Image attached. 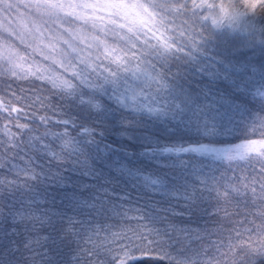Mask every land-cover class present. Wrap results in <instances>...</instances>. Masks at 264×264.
<instances>
[{
  "label": "snow or ice",
  "instance_id": "obj_1",
  "mask_svg": "<svg viewBox=\"0 0 264 264\" xmlns=\"http://www.w3.org/2000/svg\"><path fill=\"white\" fill-rule=\"evenodd\" d=\"M142 260L264 264V0H0V264Z\"/></svg>",
  "mask_w": 264,
  "mask_h": 264
},
{
  "label": "trees",
  "instance_id": "obj_2",
  "mask_svg": "<svg viewBox=\"0 0 264 264\" xmlns=\"http://www.w3.org/2000/svg\"><path fill=\"white\" fill-rule=\"evenodd\" d=\"M66 108L68 109L69 115L73 117V119H77L83 115V118H87V114H80L75 109L72 108L71 105H66ZM95 120V117H93ZM119 117L118 114L109 115L108 120L105 121L104 127H105V136L109 143L115 144V145H123L125 147H128L132 149L133 151L137 150L140 146L139 141H131L128 139H122L123 133L119 126ZM142 127L149 128L152 132L158 133L161 136H166L168 133H166L162 128L152 125H144ZM134 135H138L139 133H133ZM191 134V133H190ZM113 156H118L121 160L125 159V157L121 153H113ZM111 158V157H110ZM137 165L142 168L151 169L152 163L145 159H140L136 161ZM107 174V171H106ZM73 183L69 186V189L67 191H56L52 190L51 195L52 197H56L54 203L57 207V209H63L68 212L69 215H71L70 206L62 201H64L65 196L71 195V191L73 188H91L93 186L92 181L88 176L81 175L79 173H73L71 177ZM222 207L227 209L228 211L235 212L237 210V207L240 209V211H248L249 209H246L244 207L243 203L236 204L234 201L231 203H224L222 204ZM213 212L219 211V209H213ZM221 217H223V212H220ZM239 219H243V217H239ZM208 221L207 217L201 218L198 220V224H204ZM210 223V222H209ZM192 227H196V224L190 225ZM211 226V225H210ZM48 233L47 231H44L41 233L42 236H46ZM136 264H165L163 260L160 261H153V260H142L137 261Z\"/></svg>",
  "mask_w": 264,
  "mask_h": 264
}]
</instances>
